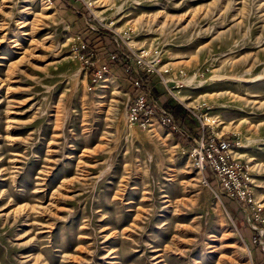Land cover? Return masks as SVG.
<instances>
[{
    "label": "rangeland",
    "instance_id": "rangeland-1",
    "mask_svg": "<svg viewBox=\"0 0 264 264\" xmlns=\"http://www.w3.org/2000/svg\"><path fill=\"white\" fill-rule=\"evenodd\" d=\"M50 1L0 0V264H264L162 107L237 144L264 205V0ZM112 49L132 76L102 71ZM148 70L159 117L139 124Z\"/></svg>",
    "mask_w": 264,
    "mask_h": 264
},
{
    "label": "built area",
    "instance_id": "built-area-1",
    "mask_svg": "<svg viewBox=\"0 0 264 264\" xmlns=\"http://www.w3.org/2000/svg\"><path fill=\"white\" fill-rule=\"evenodd\" d=\"M102 71L107 72V67L103 66ZM147 73H150L149 70ZM131 81L135 90L143 89V91L134 98V106L130 110V121L143 124L152 115L158 118L159 115L156 116L158 111L152 108L147 98L148 92L145 91L144 82L138 76L132 78ZM140 115L144 117L143 121L140 120ZM205 125L201 122L199 137L193 140L200 149L197 153L200 168L202 170L204 168L208 169L214 179L217 180L223 195L234 201L247 214V222L251 221L253 223L251 242L260 245L264 251V245L260 240L263 230L258 228L262 227L264 229V205L258 204L254 200L249 179L243 174V167L233 158L232 149L238 145L232 144L228 138L216 139L210 137V135L205 138L203 133Z\"/></svg>",
    "mask_w": 264,
    "mask_h": 264
},
{
    "label": "trees",
    "instance_id": "trees-1",
    "mask_svg": "<svg viewBox=\"0 0 264 264\" xmlns=\"http://www.w3.org/2000/svg\"><path fill=\"white\" fill-rule=\"evenodd\" d=\"M98 40H100L103 43L104 38L99 37L98 34H92L88 32L86 33L85 36L82 37V41L86 44L84 47L87 49L94 47L95 44H98L99 42ZM82 52H84V50ZM121 56L122 55L120 51H117L116 49H112L111 54L107 56V60H108V64L106 66L107 69L111 70L114 67H120V69L123 70L124 73H127L128 76H132V74L129 71L124 69L125 67L123 65H118V63L121 60ZM86 58H89V56H87ZM93 71H94L93 68L91 67L88 68L89 75H91ZM140 75L141 76L138 77H140V79L143 80L144 83L151 84L152 77L150 73L143 72ZM162 107L166 110L167 113H169L172 116L174 123H176L178 127L186 126L188 129V133H190L193 136V139H197L199 137L200 127L199 125L196 124V122L194 121L188 110L184 109L178 102L172 103L171 98H169L167 101H164L162 103ZM158 115L159 114L156 113V116ZM140 120L141 121L144 120V117L142 115H140ZM207 129L208 128L205 127L203 132L205 138L209 136V130ZM172 134L175 138L180 140L182 139V137L178 133L173 132Z\"/></svg>",
    "mask_w": 264,
    "mask_h": 264
},
{
    "label": "bare ground",
    "instance_id": "bare-ground-1",
    "mask_svg": "<svg viewBox=\"0 0 264 264\" xmlns=\"http://www.w3.org/2000/svg\"><path fill=\"white\" fill-rule=\"evenodd\" d=\"M66 264H73V263L72 262H68V263L66 262Z\"/></svg>",
    "mask_w": 264,
    "mask_h": 264
}]
</instances>
